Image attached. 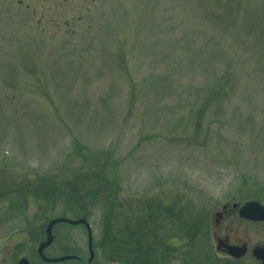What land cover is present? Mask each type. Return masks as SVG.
<instances>
[{
    "label": "rangeland",
    "instance_id": "obj_1",
    "mask_svg": "<svg viewBox=\"0 0 264 264\" xmlns=\"http://www.w3.org/2000/svg\"><path fill=\"white\" fill-rule=\"evenodd\" d=\"M249 201L264 205V0H0V264H45L57 217L89 219L91 264H263ZM53 235L48 256L87 263L84 225Z\"/></svg>",
    "mask_w": 264,
    "mask_h": 264
},
{
    "label": "water",
    "instance_id": "obj_2",
    "mask_svg": "<svg viewBox=\"0 0 264 264\" xmlns=\"http://www.w3.org/2000/svg\"><path fill=\"white\" fill-rule=\"evenodd\" d=\"M233 206L236 207L237 204H234ZM224 207H226V206H224ZM239 214L241 217L249 219V220L262 221V220H264V205H262L258 201H249V202L245 203L240 208ZM218 215H220V214H218ZM59 222H67V223H70L72 225H77V224L82 223L87 227V229H88V246H89V251H90L89 262L92 261V259L94 257L92 228H91L89 222L83 218L77 219V220H72V219L61 217V218H56V219L51 220L47 226V229H46L47 240L45 242L41 243L39 246V249H38V252H39L41 258L43 260H45L46 262H61V261H65V260L72 258V256H70V255L56 257V258H48L45 256V254L43 252V250L53 242L54 237L52 234V229H53V226ZM223 246L225 247L226 252L235 258H240V257L244 256L247 252V245L246 244L232 245V244L225 242V240L219 239L218 248L220 249ZM252 254L256 259H258L264 263V246L254 247L252 250ZM19 264H28V260L23 258L19 261ZM116 264H121V263H116Z\"/></svg>",
    "mask_w": 264,
    "mask_h": 264
},
{
    "label": "flooded vegetation",
    "instance_id": "obj_3",
    "mask_svg": "<svg viewBox=\"0 0 264 264\" xmlns=\"http://www.w3.org/2000/svg\"><path fill=\"white\" fill-rule=\"evenodd\" d=\"M226 211L225 212H223L222 214H221V216H219L218 218V224H217V227H220L221 225H222V223H221V221L224 219V218H226ZM75 261H76V263L75 264H80V263H82V261H81V258L79 257V256H76L75 257V259H74Z\"/></svg>",
    "mask_w": 264,
    "mask_h": 264
},
{
    "label": "trees",
    "instance_id": "obj_4",
    "mask_svg": "<svg viewBox=\"0 0 264 264\" xmlns=\"http://www.w3.org/2000/svg\"><path fill=\"white\" fill-rule=\"evenodd\" d=\"M57 188L59 189L58 191H57V194H56V196H57V198L59 197L58 195H64V193H63V191H62V189L61 188H63V189H65V186H63V187H60V186H57ZM66 190V189H65ZM67 192V191H66ZM68 193V192H67ZM77 194V193H76ZM77 197H78V194H77ZM119 260V262H121V263H124V264H134V263H132V262H130V263H128V262H125L124 260H121V259H116V261H118Z\"/></svg>",
    "mask_w": 264,
    "mask_h": 264
}]
</instances>
